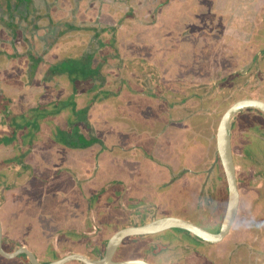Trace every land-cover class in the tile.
Instances as JSON below:
<instances>
[{"label": "rangeland", "instance_id": "obj_1", "mask_svg": "<svg viewBox=\"0 0 264 264\" xmlns=\"http://www.w3.org/2000/svg\"><path fill=\"white\" fill-rule=\"evenodd\" d=\"M3 1L4 0H0V5L4 4L1 3ZM162 1L163 0H100V7H94L93 9L90 8V10L86 9L83 12H79L77 15L78 19L81 20L83 18L89 22L96 20L100 21L101 19L105 22V25H116L118 22L122 21L120 22L123 24V26H121L123 32L120 33L122 40H126V42L133 40L135 43L140 42V44L147 43L148 46L143 47L142 49L146 51L145 56L151 60L153 55L156 54V51L153 50L155 53L152 54L150 50V16L155 6ZM130 12L132 16H124ZM48 31L49 30H47V32ZM43 32L45 33L46 29H43ZM78 34H82V32L79 30H73L67 32L66 35L64 34L60 36L56 42L55 49L43 54L45 61L38 64V67L33 73V79H28L30 70L27 68V60L19 65L15 62L11 63V68L14 70V73L13 75L11 74L10 78L13 79L3 81L2 85L5 87L6 96L9 97L6 101H8L9 110L12 112V115L19 114L21 117L25 114L27 115L26 118L28 120L35 115V112L37 111L36 109L46 106V102L48 103L50 100L48 96H50L51 92L49 91L51 90L49 87L44 86V84L38 80V77L47 75V67H49L50 63L56 62V60L59 59V55L64 51L66 52L67 48L71 50L72 47H76L73 46V44L76 43L73 41H77ZM12 35V32L10 34L6 32L4 24H0V47L6 46L9 51H14V48L7 43V41L11 42V38L13 39ZM188 36L189 34L187 37ZM16 37V39H13V45L18 46V49L21 51H26L24 50L27 48L24 37L22 35H17ZM70 37L74 39L72 40ZM101 37L105 38L110 36L106 32H103ZM35 38L38 43L36 48L39 49L41 40L38 36ZM162 39L163 38H161V41ZM86 40L87 37H83L82 41L86 42ZM155 40L159 41V38L152 39V41ZM69 44L72 46L70 47ZM75 51L74 48L73 53L78 54ZM136 52L141 51L137 50ZM165 52H167V56L172 60L169 61V63L172 62L170 67H172L173 70L164 68V70L160 72V70L156 68L158 63L161 64L159 60L162 54L160 55L159 52L157 54L160 56L153 59L155 62L154 64H152V60L151 62H147L144 58L134 59L138 61L134 62V64V60H130L129 58H126L123 62L114 60L105 61L101 67L100 75L105 74L107 79L102 87L99 86V89H93L90 91H88L86 87L77 88V101H79V106L86 105L89 98L97 91L107 88L113 89V92L110 90H108V92L106 91L108 94H104L105 97L101 100H97V103L95 102L91 108L88 118L92 122V127L89 124H85V122L81 123V126L83 127L81 130L85 138L86 136L97 137L101 141L89 143L84 146H74V148L81 147L77 148V150L80 149L81 154L77 153L78 157L76 159H69V156H65V151L67 150L65 148L60 156L53 153L54 149L50 142L51 140L49 136L51 135H49V133L50 130L52 131L54 129V125L59 118V113L53 112L56 109V105L50 104L46 111L47 114L45 119L42 121V137L33 142L31 150L24 158V165H30L31 167L22 172V175L20 174V176L15 177L13 173L21 171L24 165L17 164L12 166L10 163L5 165V169L10 171V173L5 182L0 184V214L5 219L6 224L11 225V221L16 223L18 220V218H16V213L20 214V207L23 206V204L27 206L24 213L19 216L22 228L18 229L21 232L20 234L18 232L17 235L19 236V239L20 237L23 238L24 241H21L22 243H24L29 249H33L38 253L41 260L42 256L40 248L42 240L47 235H43L41 232H38V230H40L41 224L46 223L45 217L47 218V216L50 215L47 210H44L46 206L45 200L47 198L49 200L57 199L62 206H71V203L75 204L82 201L91 202L89 196L94 195L99 188L102 189V184L105 186L113 179H118L119 183L116 184L113 189L106 192L104 199H99L100 195L95 197V200H99H97L96 203L93 202V204L95 203L94 208L88 211L86 217V219H88V217L89 219L90 217L94 219V217H98V214L100 213V218H102L105 223L110 221L111 216L117 217L119 219V224L115 225V227L114 225L108 226L109 228L106 226V229H108L106 235H109L122 222H125L128 219L135 221L139 219L143 213H147V217H151L154 215V212L159 209V204H162L160 210H162L163 215L184 216L204 225L202 222H206V215L203 214L202 216H198L195 213L193 214L197 201V192L195 189H193L189 195H184L182 193L179 194L181 188H184V186L180 185L179 193L177 194L178 197H176L177 202H173L172 197L168 198L166 196L167 198L165 200L160 198V196L162 197L165 193H168L169 190L163 189L164 185L162 186L164 181L167 180V178L164 180V177L161 176L164 171L165 162L163 161L165 159L160 157V155H157L155 150L157 147L161 146L158 143H163V136L160 133L168 127V122H175L173 129H177V131L181 129L179 135L175 136V138H170V141L167 142L171 143L172 147L176 142L179 143L178 146H187L192 142L191 140H193L192 138L195 134L204 141L202 143L203 151L201 164H197L196 167L201 170L203 185L208 183V175L209 177L211 176V182L209 181L206 194L204 192L206 190L202 191L204 193L202 194V202L198 206V209L201 207V210L204 211L202 212L200 210L202 213L209 211L206 214L211 218L210 211L214 205L209 202L207 196L211 195L215 198L217 195L219 191L217 189V184L221 182V171L220 165L217 163V156L214 155L216 140H211L210 137L216 134L219 120L228 104H223V97H216L213 93L208 94L205 98H201L198 93H172L174 90L195 89L198 85H196V79L193 76L187 77V81H183L184 78L182 79L181 75L178 73L179 65L177 60L180 57L185 56L188 50L179 49L178 47L176 49H166ZM172 53L179 56L176 58L171 57ZM1 57L3 56L0 54V59ZM188 60H191V58ZM19 62H22V59H20ZM186 62L187 60L184 64ZM0 64H2L0 65V71L1 69L5 70L6 66L1 62ZM163 64L167 63L163 61ZM29 65L30 63H28V66ZM18 75H20L19 78ZM5 76L9 78L6 73ZM122 77L128 78L131 85L135 86L134 89H131L133 86L130 88V85L128 84L127 88L120 89L119 91L117 87ZM64 80L67 79L65 78ZM94 82L97 84L101 83V79H97L96 81L92 80V82L89 80L86 86L90 87ZM64 85H66L64 87L65 89L70 88L67 84ZM124 85L126 86L127 84ZM208 86L211 88L212 84H209ZM152 88L159 91L168 89V91L167 93L152 94L150 93ZM57 93H59V90ZM173 102L175 106V102L177 104L180 103L182 106H179V108L176 106L177 108L175 109L172 108L173 112L170 114L166 113L167 107ZM245 114L246 113L243 115L245 116ZM248 115L251 116L249 113ZM248 115H246V118ZM240 116L242 115H239V118ZM244 116H242V118ZM0 120H2V118ZM1 123L0 128L5 129L6 131L10 130L7 122L4 121ZM62 123H68V119L64 116ZM70 127L71 126L67 128ZM239 128H242V126H238L235 131L239 130ZM73 131V128L67 130L64 129L61 133V138L70 139L68 136L70 135V132H72V136L74 133ZM167 131L168 129L165 132ZM233 137L236 138V134L233 135ZM20 139L21 136H18L17 139L12 140L11 143L0 144V164L16 152L15 142ZM67 142H64V144L69 146ZM53 143L59 145V142ZM74 143L77 142L74 141ZM80 144L83 145L82 143ZM257 145L258 143L255 142L254 146ZM27 148L28 144H24L21 151L25 152ZM150 150H152V152ZM160 152L162 153L163 151L160 150ZM51 153L53 155H51ZM176 153L180 156L179 150H176ZM45 156L48 158L47 161H45ZM68 161L74 162V164L69 163ZM1 168L3 167H0V169ZM210 168H212V171L207 174V170ZM9 181L12 182L13 185L11 187L4 186V184ZM121 181L122 183H120ZM185 183H191V185H194L192 174H187ZM103 190H107V188ZM122 190L125 192V194H123V201L121 200V202H118L117 200L116 204L110 207L111 210L106 212L105 215L104 213L102 214L101 211L99 212V210V213H97V210L95 209L98 207L100 209V207H102V205L97 203L101 200L103 201L102 203H108L107 201L111 199V196H109L111 191L113 193L115 191L117 194L118 191ZM186 191L189 192L190 190L186 189ZM219 196L226 200L224 195L220 194ZM181 202L183 203L181 204ZM179 205L182 207H179ZM219 206L223 207L220 204ZM243 206H245V204L242 200L241 208ZM190 208L191 211H187ZM221 211L219 210L215 214V219ZM245 211L246 209L243 207L240 219L236 220L231 234H241L239 231L240 229L237 231V225L241 223ZM59 212L64 214V210L61 208L57 209V213ZM30 213L32 214L29 215ZM38 217L40 218V221L33 223H24V221H22H26V219L30 220L31 218H36V220H38ZM74 217L78 218L79 216ZM92 218L91 221L93 220ZM8 219H11V221L9 222ZM111 222L116 223L117 221ZM217 222L219 221L217 220ZM207 227L216 231L218 226L208 225ZM177 229L178 228H171L155 233L152 236H147L149 238L146 242L149 244L150 237L155 238L160 235L164 238L177 239V235H164L169 232L173 233L172 231ZM253 230L256 231V228L253 227ZM58 238L59 236L57 235L55 242L53 243L52 241V243H50L45 249V253L50 255L49 260L51 261L58 259L57 257L60 256L58 251L63 249V247L59 245ZM60 238L62 240L63 237L60 236ZM128 239L136 238L132 236L128 237ZM231 240L239 243L236 238H231ZM147 243H144V245ZM203 244L206 245L200 246L196 249L192 256L194 264L199 260L201 253L211 255L214 251H217L220 255L223 254L225 258L227 256L233 257L237 259L240 264H242L241 261H244L245 259L249 261V257H251L255 264H264V241L259 245H256L257 247L253 249H247L244 245H236L235 248L239 249V253L234 254L231 252V248H228L229 255L227 254V250L221 247L220 243L207 244L203 242ZM5 246L6 248H11L8 244ZM76 246L84 247L85 245L83 246L80 243L74 244L72 247ZM117 252V257L121 255L120 258H129V248L121 246ZM140 252V249H137L133 255L139 254ZM238 254L247 255L248 257H240ZM1 256L0 258L8 260H3L1 264H15L9 262L14 260V257L11 259ZM208 259L209 257H203L200 262L205 263ZM223 261L224 260L220 258L218 263L222 264ZM65 264L87 263L78 259H73ZM250 264L252 263L250 262Z\"/></svg>", "mask_w": 264, "mask_h": 264}, {"label": "flooded vegetation", "instance_id": "obj_2", "mask_svg": "<svg viewBox=\"0 0 264 264\" xmlns=\"http://www.w3.org/2000/svg\"><path fill=\"white\" fill-rule=\"evenodd\" d=\"M162 3V2H161ZM157 10L154 8V10L151 13V16L154 20L155 14ZM155 26L152 25L150 26V38L151 39H156V38H165L167 45L169 44L170 41V33L165 32L164 34L161 35H156L160 31L155 30ZM207 29L209 35L207 36L208 41L201 42L199 41H192L195 38V35H189L188 39H190V43L192 44V49L188 50L187 54L183 57H180L177 60V63L179 65V70L178 73L181 75V78L187 81V77L193 76L196 79V88L194 89H182V90H174L172 93H198L200 97L205 98L208 94L213 93L216 97H223V104H228L227 108L236 100L244 98V97H252V98H259L261 100H264V43H262L260 47H257L256 43H249V42H233V41H228V37L224 35L225 31H221L222 27L220 26H213L209 27ZM205 29V30H207ZM152 31V35H151ZM188 33V32H187ZM220 33V36L223 35V37L218 41V34ZM153 36V38H152ZM202 36L200 34L198 37ZM226 39V41H224ZM158 40V39H157ZM163 41L159 39L157 42H151L150 43V50L151 53L154 54L156 51V54L159 52L161 56L158 66L156 67L160 72L166 69L172 70L170 67L171 63L169 61H172L169 59L168 56L163 57L165 54V50L162 51V49L157 48V46H161ZM164 43V42H163ZM163 52V53H162ZM191 58V60H188ZM187 60V62L184 64V62ZM163 61L166 62L167 64H163ZM181 61V63H179ZM155 62L152 60V64ZM157 65V64H156ZM177 69V68H176ZM189 79V78H188ZM194 79V81H195ZM192 81V80H190ZM154 84V83H153ZM209 84H212L211 88H209ZM167 90L164 91H159L156 90L155 88H152L150 93H167ZM153 96V95H150ZM176 106L179 108V106H182L177 104L175 102ZM173 103L169 104V107H167V112L168 114L172 113L173 109L177 108ZM226 108V109H227ZM225 109V110H226ZM246 111V112H244ZM225 112V111H224ZM223 112V113H224ZM244 113L245 116L243 115ZM248 113L251 115L249 116ZM223 115V114H222ZM221 115V116H222ZM244 116L242 118V116ZM246 115L248 117L246 118ZM221 119V118H220ZM220 121V120H219ZM219 124V123H218ZM168 127L164 129L163 132L160 134L166 136V140L163 139L164 142V147H157L155 150V153L157 155H160L163 159H165L163 162L164 164V174H167L168 172L170 173L171 171V166L173 171H171V176H169L164 184L163 189H167L169 191L173 190L174 188H177L178 186L182 185L185 186V180L187 174H192V179L194 185L188 184V189H190V192L195 189L197 192V197H196V205H195V210L193 211V214H197L198 216H202L203 214L206 215V222H202L204 225L202 226H208V225H217L216 231H218L222 225L224 216H225V211H221L220 214L216 216L215 219V214L219 211L218 206L220 203V194L224 189L225 186V179L226 175L225 172H222L224 170L218 149H217V140H216V134L211 136V140L215 139L216 140V149L214 155L217 156V163L220 165V171H221V182L217 184V189L219 190L215 198L213 196L208 195L207 199H209L210 203H213V207L211 209V218L209 217L208 212H204L201 210V207L198 209V206L202 202V194L207 192L208 184L209 181L211 182V176L209 177L208 175V183L203 185V177L200 168L197 169L196 165L201 164V159H202V138L198 137L197 134L194 135L190 142L187 146L184 145L182 149V153L180 154L183 159H186L185 157L188 155L193 156L195 159V168H194V163L191 162V164H184L182 168L179 170L174 169V165L171 163V160L176 161L180 159V156L176 153L175 146L173 144V147L171 146V143L169 145H166V142H168V139L170 138H175V136L180 134L179 129H173L174 123L168 122ZM238 126H242V128H239V130H236ZM218 128V126H217ZM168 129L167 132H165ZM191 129V128H190ZM189 129V130H190ZM188 130V132H189ZM191 131V130H190ZM193 132V131H192ZM198 132V131H197ZM217 133V130H216ZM236 134V138L233 137V135ZM257 142L258 145L254 146V143ZM232 143H233V151H234V158H235V163L237 165V177H238V183H239V188L241 192V200H240V208L236 217L237 219H240L241 215V210L244 207L246 209L244 216L242 217V220L246 217L254 218L257 222H264V110L256 107H250L243 109L240 111L235 120H234V126H233V133H232ZM161 145V143H158ZM82 146V145H78ZM167 146V147H166ZM73 147V150L81 147ZM127 149V148H126ZM167 149V151H166ZM154 150V147H153ZM160 150L163 152L161 153ZM152 152V150H150ZM152 154V153H151ZM188 166V167H187ZM188 168V169H187ZM212 171V168L207 170V174H209ZM173 173V174H172ZM219 174V171H218ZM227 182V179H226ZM115 183V184H112ZM119 181L118 179H113L112 181L108 182L105 186H102V189H98V191L94 195H90V201L91 202H77L74 204V207H68L67 211L65 214H69L67 218L62 222V234L56 233L53 235L52 239L50 242L48 240H45L42 245L44 247L42 248L41 251H45L46 247L52 243L55 242L56 236L62 235L63 237V242L59 243L60 246L63 247V249L58 251V254L60 255L59 257H65L66 255H69L70 253L74 252H80L88 255L91 258H100L104 255L107 247V243L109 238L112 236L114 232H116L118 229L124 226L128 225H133V224H140L144 223L147 221H150L152 219H155L157 217L161 216H166L163 215V212L161 209V205L159 204V209L154 212V215L151 217H147V213H143V215L135 220L131 221L130 219L126 220L125 222H122L115 230H113L109 235H106V226H111V225H117L118 223V218L117 217H112L110 218V221L108 223H105V221L100 218V211L102 214L108 211H110V207H112L114 204H116V201L118 202L121 200L123 201V194H125L124 190L114 193L111 191L109 193V196H111V199L107 201L108 203H102L103 201L101 200L99 205H102V207L96 208L97 213H99L98 217H87V213L89 210L94 208V205L97 200L99 199H104L106 196V192L108 190H111L115 187L116 184H118ZM122 183V181L120 182ZM185 184V185H184ZM190 186V187H189ZM107 188V190H103ZM203 190H206L202 192ZM123 192V193H122ZM158 193V192H157ZM210 193V192H209ZM161 194V193H160ZM100 195L99 199L95 200V197ZM114 196V197H113ZM243 196V197H242ZM84 197V195H83ZM205 197V196H204ZM162 200L166 199V195H163ZM226 201L228 203V185H227V197ZM219 200V203L218 201ZM223 200V199H222ZM242 200L244 201L245 206L241 208V202ZM93 202H95L93 204ZM183 202H181L182 204ZM227 203H226V208H227ZM105 204V205H104ZM153 204V203H152ZM224 204V202H223ZM93 205V207H92ZM108 205V206H106ZM179 207H182L179 205ZM153 209L152 207H150ZM63 209V207L61 208ZM71 209L74 210V214L71 212ZM99 210V212H98ZM202 212H201V211ZM187 211H191V208L188 209ZM117 215V214H115ZM70 216H79L78 218L75 217H70ZM184 217V216H183ZM91 218L93 219L91 221ZM188 218V217H186ZM189 219V218H188ZM0 220L2 221V228H3V247L7 251H14L19 249L22 246H26L24 243L21 241H24L22 237L20 239L18 238L19 236L17 233L20 229L17 225H8L5 222V219L1 216L0 214ZM217 220L219 222H217ZM235 220V222H236ZM111 221H117L116 223L111 222ZM193 221V220H192ZM195 222V221H194ZM234 222V224H235ZM197 223V222H196ZM220 223V226H219ZM16 224V223H15ZM96 224V225H95ZM99 224V225H98ZM124 224V225H123ZM233 227L230 231V233L220 242L221 247L227 250L228 253V248H231V252L234 253H239V249L235 248L236 245H244L246 246L247 249H253L257 247L256 245H259L261 242L264 241V228H256V231L253 230L252 228H241L240 235H234L231 234L234 228ZM109 228V227H108ZM171 229V228H170ZM210 229V228H208ZM261 229V230H260ZM173 233L169 232L167 234H164L165 236L169 235H176L174 234L175 232L172 231ZM185 234L187 232H180L176 238L170 239V238H164L162 235L157 236L155 238L150 237V243L148 244L146 240L149 238L147 236H152L153 234H147L144 237H141V235H130L128 237H134L136 239H128L126 237L122 244L119 246H123L124 248H129V258H144L148 261H150L153 264H165L164 261L169 260L166 264H178L181 259H179L180 255L178 256V250L176 248H173V251L171 253H167L163 257L161 256L162 253H166L171 249V245L174 242V240H181L184 244L183 248L187 251H190L191 249H196L198 246H200L202 243L199 242L198 239L195 237H189V239L185 238L182 236V234ZM200 238V237H199ZM231 238H236L237 242H233ZM154 239V240H153ZM156 239V240H155ZM203 240V239H202ZM128 241V242H127ZM144 241V242H143ZM204 243L207 244H213L212 242H207L203 240ZM82 244L84 247L76 246L72 247L74 244ZM144 243H147L144 245ZM158 244V246L156 245ZM237 243V244H236ZM6 244H8L11 248H6ZM206 245V244H205ZM27 247V246H26ZM78 247V248H77ZM142 247V248H141ZM28 248V247H27ZM68 248L69 250H67ZM118 248V249H119ZM29 249V248H28ZM80 249V251H77ZM114 255L115 260H124V258L117 257V251ZM137 249H140V251H145V253L140 252L139 254H143L142 256H137L139 254L133 255ZM148 249V251H147ZM150 249V250H149ZM37 257L38 261H40L41 264H49L55 260H44L40 259L39 255L36 251L33 249H30ZM64 251H69L63 255H61L60 252ZM150 252V259L145 256L144 254H148ZM177 253V254H176ZM159 254V255H157ZM176 254V256H175ZM2 255V256H1ZM1 257H6L5 255L0 253ZM25 256V257H24ZM156 256L160 257L162 260H157ZM57 257L58 259H60ZM157 257V258H158ZM184 259L181 264H194V261L192 260V255L186 256L184 254ZM243 257H248L247 255H243ZM10 258V257H8ZM15 259L9 262H13L15 264H30L29 257L26 253H21L17 256L14 257ZM128 258V259H129ZM12 259V258H11ZM56 259V260H58ZM3 259L0 258V264L3 262ZM44 260V261H43ZM247 262V259H245ZM8 261V260H7ZM159 262V263H158ZM249 264L250 262L252 264H255V262L252 261L251 257H249ZM236 264H238V260L236 259Z\"/></svg>", "mask_w": 264, "mask_h": 264}, {"label": "trees", "instance_id": "obj_3", "mask_svg": "<svg viewBox=\"0 0 264 264\" xmlns=\"http://www.w3.org/2000/svg\"><path fill=\"white\" fill-rule=\"evenodd\" d=\"M1 3L4 4L0 5V24H4L7 33L10 34L12 32L13 39H16L17 35H22L26 41L27 48L24 49L26 51L19 50L18 46L13 45L14 41L12 38L11 42L7 41V43L14 48V51H9L6 46L0 47V54L3 56L1 57L0 62L6 66L5 70L1 69L0 71V119L2 118L0 121L7 122L10 127V130L7 131L0 128V144L11 143L12 140L21 136V139L15 142L16 152L0 164V167H3L0 169V184L5 182L10 173V171L5 169V165L8 163L12 164V166L17 164L24 165V158L31 150L33 142L42 137V121L45 119L47 114L46 111L50 104H55L56 109L53 112L59 113L58 121L54 125V129L52 131L50 130L49 133V135H51L49 136L51 143H64L68 141L67 143L69 146H78L80 144L78 142L81 141H84L82 142L83 145L100 141L97 137L85 139L83 132H80L83 128L81 123L85 122V124L91 125V121L88 118L91 108L95 102L97 103V100H101L106 94H108L106 91L108 92V90H110L113 92V89L106 88L97 91L89 98L86 105L79 106V101H77V88L86 87L87 90L90 91L93 89H99V86L102 87L107 79L105 74L100 75L101 67L105 61L114 60L123 62L126 58H129L130 60L144 58L147 62H151L152 60L145 56L146 51L142 49L143 47L148 46L147 43L140 44V42L136 41L137 43H135L133 40H130L129 42L122 40L120 34L123 32L121 28L123 24L120 23L122 21L118 22L116 25H105V22L101 19L100 21L96 20L92 22L84 20L83 18L81 20L78 19L77 14L79 12H83L86 9L90 10V8L93 9L94 7H100V0H4ZM124 16L129 17L132 16V14L130 12ZM43 29H46L45 33L43 32ZM47 30L49 31L47 32ZM73 30H79L82 32V34H78L77 41H73L76 42L73 44V46L76 47H72L71 50L67 48L66 52L64 51L59 55V59H57L56 62L50 63L49 67H47V75L38 77V80L51 90L49 91L51 92L50 96H48L50 99L49 102H46V106L36 109L37 111L35 112V115L28 120L26 118L27 115L25 114L21 117L19 114L12 115V112L9 110L8 101H6L9 97L6 96L5 87L2 85L3 81L13 79L10 78L11 74L13 75L14 73V70L11 68V63L15 62L19 65L27 60V68L30 70V72L28 71V79H33V73L38 67V64L45 61L43 54H46L47 51L54 50L58 38ZM103 32H106L110 37H101ZM187 34H189V32ZM183 35L186 37V34L183 33ZM36 36L41 40L39 49L36 48V45L38 44L36 42ZM83 37H87L86 42L82 41ZM70 39H72V37H70ZM71 46L72 45H70V47ZM74 48L76 50L75 52L78 54L73 53ZM137 50H140L141 52H136ZM171 57L176 58L177 56L172 53ZM20 59H22V62H19ZM134 62L138 61L134 60L133 64ZM28 63H30L29 66ZM5 73L10 79L5 76ZM20 75H18V78ZM65 78L67 80H64ZM97 79H101V83L97 84L94 82L90 87L86 86L89 80L92 82V80L96 81ZM64 84H67V86L70 87V90L68 88L65 89L64 87L66 85ZM124 84L127 85L125 86ZM128 84L130 85V88L133 86L128 78L122 77L117 88L120 91V89L127 88ZM134 87L135 86L131 89H134ZM58 90L59 93H57ZM63 116L68 119V126L71 125L70 128H67V125L62 123ZM71 128H73L74 133L71 136L72 132H70V135L68 136L70 139L61 138L62 131ZM74 141L77 143H74ZM24 144H28V148L25 152H22L21 148ZM30 167V165H24L21 171H16L13 175L18 177ZM222 172H224V170H222ZM10 181L5 183L4 186H12L13 183ZM221 195H224L226 199V179ZM220 198V203L219 200L217 201L223 207L219 206L218 210L225 211L227 199L224 200L222 197ZM174 232H176L177 236L180 232H187L185 234L183 233L182 236L187 239L193 236L198 239L199 242L201 241L203 243L201 238L187 230L178 228ZM144 236L145 235H141V237ZM156 245L158 246L157 243Z\"/></svg>", "mask_w": 264, "mask_h": 264}, {"label": "crops", "instance_id": "obj_4", "mask_svg": "<svg viewBox=\"0 0 264 264\" xmlns=\"http://www.w3.org/2000/svg\"><path fill=\"white\" fill-rule=\"evenodd\" d=\"M155 9L157 10L155 14L156 16L154 20L150 16V20H151L150 26L154 25L156 28L155 30L160 31L156 35L164 34L167 31L168 33H170V41H169L170 45H167L168 42H166L165 38L162 39V41L164 42V43L162 42L163 45L161 46L155 45L157 48L162 49V51H164V49H176L178 47L179 49H183V50H191L193 46L190 43V39H188L189 37H187L188 35L187 32H189V35H195V38L192 41L196 42L200 40L201 42H204V41H208L207 36L209 35L208 30L210 29L207 28L209 27L211 28L213 26L222 27L221 31H225L224 35L228 37V41L256 43L257 47L262 46L261 44L264 43V0H163L162 3L160 2L158 5L155 6ZM183 33L186 34V37H184ZM200 34H202V36L198 37ZM222 37L223 35L220 36L219 33L218 41H220ZM159 39L161 40V38ZM224 41H226V39H224ZM151 42H157V41L156 40L152 41V39L150 38V43ZM175 55L179 56L177 54ZM157 56L160 55L154 54L152 60ZM166 56H167V52H165L163 57ZM65 125H67L68 127V123H65ZM80 132H82V130ZM162 136L163 139L166 138V136L164 135ZM87 138L89 139L90 137L86 136L85 139ZM169 141L170 139H168V142ZM58 144L59 145L52 142V146H53L52 148L54 149L53 153H55L58 156H60L64 148L67 149L65 151V156H69V159L72 158L74 160L78 157L77 153L81 154L80 149L73 150V147L71 148V146H67L63 142H59ZM166 145H169V143L166 142ZM178 145L179 143L177 142L174 143L175 149L179 150V155H180L182 153L183 146H178ZM164 146L165 145L163 142L161 143L160 148ZM51 155L53 154L51 153ZM46 156L44 157L45 161L48 160ZM185 158L186 159H183L182 156L180 155V159L176 161L171 160V163L174 165V169L179 170L184 166V164L186 165L191 164V162L195 163V159L193 156L187 154ZM68 162L74 164V162L71 161ZM171 171H173L172 168ZM171 171L170 173L168 172L167 174L164 173L161 174V176L164 177V180L169 176H171ZM185 184H184L185 185L184 188L183 187L181 188L180 193H179L180 187L178 186L177 188H174L172 191L165 193V195L168 198L172 197L173 202H177L176 197H178L177 196L178 193L179 194L182 193L184 195L186 194L189 195L191 193L190 191L189 192L186 191V189L190 190L188 189L187 186L189 183L188 184L185 183ZM103 185L104 184H102L101 187ZM59 202L60 201L57 199L49 200L47 198L45 200L46 206L44 210H47L50 213V215L47 216V218L45 217L46 223L41 224L40 230H38V232H41L43 235H47L42 240V243H44L45 240H48V242H50L53 235H55L56 233L62 234L61 221H63L64 218L66 219L67 216L70 214V213L67 215L65 214L67 208L70 206H62V204L60 205ZM62 207L64 210V214L62 212L57 213V209ZM71 207H74V203H71ZM26 209L27 206L24 204L23 206L20 207L19 209L20 214L16 213L17 216L16 218H18V220L15 219L17 220L16 224L14 221H11V219H8V221L9 222L11 221L12 225H17V226L20 225L18 227L22 228V224L20 223L21 219H19V216L22 215ZM71 212L74 214V210L71 209ZM31 214L32 213H30L29 215ZM70 217H74V216H70ZM22 221H24V223H33L36 221H40V218L38 217V220H36V218H31L30 220L26 219V221L25 220ZM239 229L241 228L237 227V231ZM59 234H58L59 236L58 242L62 243L63 238L61 240L60 236L62 235ZM180 243L185 245V243H183L181 240H175L171 245V249L166 253H162L161 256L163 257L167 253H171L173 251V248H176L178 250L177 251L178 256L180 255L179 259H181L180 262H178V264H181L183 259L185 258L184 254L189 257L190 255L193 256L196 249H198L200 246L205 245L202 243L200 246H198V248L187 251L183 248L184 245L181 246ZM43 247L44 245H41L40 249L42 250ZM66 249L69 250L68 248ZM77 251H80V249H78ZM67 252L69 251H64L60 253L61 255H63ZM141 252L145 253L144 251ZM142 255L143 254H139L137 256H142ZM144 255L150 259V252L147 255L146 254ZM41 256L42 259L44 260H48L50 257V255L46 254L45 251H41ZM222 256L223 254L220 255L217 251H214V253L212 252L211 255L210 254L206 255L201 253V256L199 260L196 262V264H219L218 260L220 258L224 260L222 264H236L235 258L228 256L226 258L225 256H223L222 258ZM239 256L243 257V255H239ZM157 257L158 256H156L157 260L155 261L162 260L160 257L158 258ZM203 257H209V259L205 263H201L200 261ZM168 261L169 260H166L164 261V263L166 264ZM245 261L246 260L241 261L242 264H249L248 260L247 262ZM238 264H240L239 261Z\"/></svg>", "mask_w": 264, "mask_h": 264}, {"label": "water", "instance_id": "obj_5", "mask_svg": "<svg viewBox=\"0 0 264 264\" xmlns=\"http://www.w3.org/2000/svg\"><path fill=\"white\" fill-rule=\"evenodd\" d=\"M250 107H256L264 110V100L252 97H244L236 100L225 110L218 124L216 133L217 149L228 185L227 208L222 225L218 231L208 229L191 219L182 216L166 215L144 223L121 227L109 238L106 251L100 258H91L84 253L74 252L49 264H65L73 259L81 260L87 264H153L144 258L138 257L115 260L114 255L123 240L130 235L155 234L170 228H181L187 230L207 242L217 243L222 241L230 233L233 227L240 208L241 200V192L237 177V165L235 163L232 143L234 120L240 111ZM2 242L3 228L2 221L0 220V253L10 258H13L21 253H26L29 257L30 264H41L36 255L26 246H22L14 251H7L4 249Z\"/></svg>", "mask_w": 264, "mask_h": 264}, {"label": "clouds", "instance_id": "obj_6", "mask_svg": "<svg viewBox=\"0 0 264 264\" xmlns=\"http://www.w3.org/2000/svg\"><path fill=\"white\" fill-rule=\"evenodd\" d=\"M92 122H91V127H92ZM69 127V126H68ZM91 138H94V137H90ZM99 139V138H98ZM101 141V140H100ZM100 141H97V142H100ZM82 143V142H80ZM84 146V145H82ZM183 217V216H182ZM186 218V217H185ZM237 227L239 228H252V227H255L257 229L259 228H264V222H257L254 218H250V217H246L244 218L241 223H239L237 225ZM207 228V227H206ZM113 235V234H112ZM147 235V234H146Z\"/></svg>", "mask_w": 264, "mask_h": 264}]
</instances>
